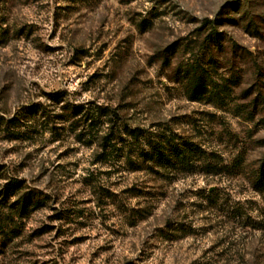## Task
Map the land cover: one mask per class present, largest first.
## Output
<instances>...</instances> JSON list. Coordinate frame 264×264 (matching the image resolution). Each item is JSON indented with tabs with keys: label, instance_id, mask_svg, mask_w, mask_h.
<instances>
[{
	"label": "rangeland",
	"instance_id": "374dc122",
	"mask_svg": "<svg viewBox=\"0 0 264 264\" xmlns=\"http://www.w3.org/2000/svg\"><path fill=\"white\" fill-rule=\"evenodd\" d=\"M0 264H264V0H0Z\"/></svg>",
	"mask_w": 264,
	"mask_h": 264
},
{
	"label": "trees",
	"instance_id": "16d2710c",
	"mask_svg": "<svg viewBox=\"0 0 264 264\" xmlns=\"http://www.w3.org/2000/svg\"><path fill=\"white\" fill-rule=\"evenodd\" d=\"M144 28L150 27L151 23L144 21L142 23ZM203 69L201 62H196L194 65L189 67L186 71L187 79L190 80L191 85V97L194 100H201L205 94L209 92L208 89V77ZM221 90V89H220ZM220 90L214 93V96L219 98L221 95ZM163 142L156 143L153 152L151 154V161L156 165L171 168V169H182L190 170L195 168L196 162L203 161L206 159V152L201 146L195 144L193 141L181 139L178 140L175 137H164ZM18 185L13 187V190L17 188ZM24 204V208H26Z\"/></svg>",
	"mask_w": 264,
	"mask_h": 264
}]
</instances>
